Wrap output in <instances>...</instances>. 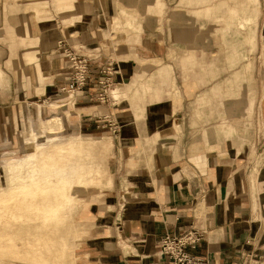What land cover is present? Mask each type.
Instances as JSON below:
<instances>
[{
	"label": "crops",
	"instance_id": "1",
	"mask_svg": "<svg viewBox=\"0 0 264 264\" xmlns=\"http://www.w3.org/2000/svg\"><path fill=\"white\" fill-rule=\"evenodd\" d=\"M66 1L73 6L41 16L42 28L33 0H0V74L10 76L12 89L23 91L33 105L30 117L59 114L74 134H94L89 131L105 127L106 120L116 122L117 133L110 127L106 133L119 159L111 170L110 146L103 149L105 162L96 163L93 176L98 186L113 179V189L105 205L97 204L85 219L90 229L82 241L80 233L74 264H149L167 232L182 233L193 223L207 233L189 251L209 257L210 264H244L263 256L264 156L253 155L264 133V81L254 86L255 41L264 53V0L259 23L254 25L252 8L241 14L250 19L244 27L227 13L223 30L210 24V0L198 2L205 19L186 32L183 11L192 5L194 12L195 2L184 0L176 8L169 0ZM223 5L228 12L245 10L244 4ZM133 9L135 14L128 12ZM119 15L122 23L114 24ZM128 23L131 33L114 30ZM213 31L222 34L228 54L212 48ZM182 32L195 34L192 42L203 49L183 52L176 46L184 42ZM64 38L87 54L102 48L94 64L117 69L108 102L96 98L92 82L74 97L60 90L68 67L59 48ZM199 59L204 63L197 64ZM40 96H57L58 105L45 108L36 101ZM12 251L0 247V264H26Z\"/></svg>",
	"mask_w": 264,
	"mask_h": 264
},
{
	"label": "rangeland",
	"instance_id": "2",
	"mask_svg": "<svg viewBox=\"0 0 264 264\" xmlns=\"http://www.w3.org/2000/svg\"><path fill=\"white\" fill-rule=\"evenodd\" d=\"M161 1L165 2V0H161ZM169 1H173V4L177 5L176 8L179 7L178 2H181V1L184 2V0H169ZM187 1L189 3L195 2L196 8H195V11L193 12L192 11L193 6L191 5V6H187V10L183 11V16H185V15L188 16V19L185 20V23H184V31L185 32L187 29L192 28V24L198 23V22L202 21V19H205L203 16V12L197 10L198 9L197 6L200 4V3L199 4H197V3L202 2L203 0H187ZM245 2H246V0H210V3L212 5L211 12H210V20H211L210 24H211V26L212 27L216 26L217 29H221V30L224 29L222 27H225V26H222V25L224 24V20L226 22V19L228 18L227 13L230 14L231 11L228 12V10H224L225 6L223 4H227V5L229 4L231 6L233 4H244ZM33 3H34L35 10L37 9L38 6L45 5L44 8H42L43 10H40V12H42L41 13L42 15H47V16L51 15V17H54L55 15H57L58 9H64V8L73 6V3L70 4L68 2L69 3L68 4V3H66V1L57 2V0H33ZM59 3L62 5V7ZM51 4H53V5H51ZM255 6H256V3L254 0H247V4L244 6V9H245L244 12L238 11V13L235 14L236 16L234 15L232 17L230 14L229 19L239 20L238 24H241V26L244 27L245 21H250V19L246 18L244 16H241V14L249 13V12H251L250 10L252 8H254V22H255L254 25H255V24L259 23V16L261 13V7H259V10H256ZM179 8H182V7H179ZM183 8H185V7H183ZM188 8L190 10H188ZM165 9H166V7H165ZM128 12H130L131 14H135L137 12V10H134V9L128 10ZM165 13L166 12H164V15H165ZM148 14L151 16L154 14V11L149 10ZM137 15H138V19H139V13ZM186 16L183 17V19L186 18ZM222 17H223V19L220 21V18H222ZM150 20L152 21L151 18H150ZM113 21L115 22L114 24L122 23L121 21H123V17L121 15H119L117 18L113 19ZM151 21L149 24L152 27L153 25L151 24ZM233 21H230V22H233ZM207 28H208V31L211 30L209 26ZM118 29L121 31L126 30L129 33H131L132 29H134V28H132L131 23H128L127 26H122L120 28H117V27L114 28V30L116 32L118 31ZM198 30L199 31L204 30V28H199ZM179 35H183V32ZM220 35H222V34L221 33H215L214 36L211 35V39L213 41L215 40L211 46L213 49H216V50L220 48L222 51L227 52V54H228V50L226 48H224V46H223L224 43H223V41H221ZM183 36H184V42H181L180 44H176V46H179L180 49L183 50V52H185V51L187 52L188 50H192V49L193 50H198L199 48H200L199 50L203 49L202 43L192 42V40L195 39V37H196L195 34L190 33L187 36H185V35H183ZM232 36H233L232 34H229L228 38H232ZM241 38H243V37L241 36ZM254 41H255V37H254ZM187 45H189L190 48ZM100 50L101 51H96V52H99L98 54L101 55L103 50H102V48H100ZM261 50L262 49L258 46L257 41H255V43H254V86H256V82L258 79H259L260 84H261V82L263 83V81H264V53L261 52ZM96 52H94V54ZM89 54H93V53H89ZM213 61H216L218 63L223 64L222 60H213ZM211 62H212V60H211ZM225 62H227V66H229L227 59L225 60ZM242 62L237 64L236 66L237 67L241 66ZM199 63L203 64L204 62L202 60H200L199 62H197V64H199ZM66 64L67 63H65V65L63 66V68L60 69V71L64 70V67L66 66ZM197 64L195 66H197ZM228 72H229V70H228ZM58 81H59V79H58ZM0 82H2L3 84L7 83L5 85L0 86V190L8 189V187L13 185V182L18 181L17 180V174L18 173L21 174L20 178H23L26 176V172L29 169L28 168V162H27L28 160H24V163L20 164L18 162V158L24 159V157L26 156V152L30 149L29 142L27 141L25 135L27 134V127L31 124L32 120L35 118L39 122H43L44 124L46 123L48 118H51L54 115H56V117L58 119H60L61 125H62L60 128H54V129L45 128L49 135H51V134L63 135L65 137L71 138V139L76 138V137H80L83 140H86V144H87L86 148L90 147V150H91V148H94V147L98 148V146L105 147V148H108L110 146L108 151L110 154L111 170H112V168H114L115 161H118V159H119L118 147L114 143L113 138L110 137V135L106 133L107 132L106 127L111 126V121H112L111 119L106 120L105 127L104 126L103 127L98 126L96 129L89 131V132H92L94 134H88L87 133L88 130L84 131V133H87V134H81V132L79 134H74L76 132V131H74L75 129H71L69 127H64L62 117L59 114L52 113L53 114L52 115L49 113V114H46V116H45L47 118H43V116H41V115H35L33 117L28 116L29 114L33 113L35 110H34L33 105H29L28 100L25 97V94L24 95L22 94L23 91H14L11 87L10 76H8L6 74H2V73L0 74ZM92 83H94V82H92ZM24 86L26 87L25 83H24ZM95 94H96V91H95ZM115 94H116V96H118V90H115ZM26 95H27V93H26ZM47 98H48V96H40V98L36 99V101L40 102L43 105V107L48 106L45 108H49V107L52 108V107H56L58 105V102H57L58 97L57 96H55V98H53L52 100L47 99ZM74 102H75V99L73 100V103ZM53 103H54V105H53ZM35 106H36V104H35ZM38 126L40 128L42 126V124L39 123ZM37 129H38V127H37ZM49 132H51V133H49ZM114 132L117 133L116 131H114ZM97 135L104 136V137H110L112 140V143H111V140L110 141H107V140L106 141H102V140L98 141V140L92 138V137L97 136ZM100 141H102V142H100ZM105 151H107V150L105 149ZM83 153H84V155H88V159L90 161V162L88 161V164H87L88 169H89V173H88L89 177L85 178L83 180L82 185L75 189V199L73 200V202L71 203V205L69 207V213H68V216L66 217V220L64 221V225H63L64 233L66 234V237H67L66 239L72 245L71 246L72 250L69 252V257L70 256L73 257V259L71 260V264H74V262H75V248L78 245L80 233L82 231L84 232L83 237L81 238V241L83 238L88 236V233H89L90 222L85 221V219H89L93 215L92 212H94V211H92V210L95 209L97 204H101V206L105 205L106 199H107L105 196H107L108 193H110L112 191L113 184H114L113 179L110 182L106 181L105 183H103L100 186H98L96 183H94L92 177L97 172V166H96L97 162L94 161V155L91 154V152L89 153L87 151V153L86 152H83ZM261 154H263V156H264V133H261V137L259 139V144H257V142L254 144L253 159L258 160L260 157H262V156H259ZM100 162H105V158L100 159ZM259 164L261 165L260 162H259ZM2 233H3V231H2ZM0 235L3 239H7V237L4 234L3 235L0 234ZM18 246L20 248H24V249L27 248V246L24 245L23 243L18 244ZM6 248L9 249L8 246H6ZM45 255H46V253L43 252L44 257H45ZM250 258L251 259H249V261L246 264H264V255L263 256H251ZM15 259H18L20 262L25 263L23 261V259H21V258H15ZM38 263L43 264V262H37L36 264H38ZM44 264H46V263H44Z\"/></svg>",
	"mask_w": 264,
	"mask_h": 264
},
{
	"label": "bare ground",
	"instance_id": "3",
	"mask_svg": "<svg viewBox=\"0 0 264 264\" xmlns=\"http://www.w3.org/2000/svg\"><path fill=\"white\" fill-rule=\"evenodd\" d=\"M63 1L66 0H57ZM254 1L256 10H259V0ZM246 4L247 0L243 7ZM44 6H39V9L43 10ZM41 13L39 11L38 20L43 28ZM237 13L235 8L231 9V17ZM22 30L20 27V31ZM23 31L25 32V29ZM39 123L42 124L40 128ZM112 123L110 128L116 130V122ZM61 126V121L56 115L48 118L45 124L36 118L32 120L25 135L30 149L24 159L18 158L20 164L28 160L29 169L26 176L20 178L21 174L18 173V181L13 182L8 189L0 190V234L7 237L3 239L0 235V247L8 246L13 250V258H21L26 264L43 262V252L46 253V264H71L73 257H69V252L72 245L66 239L63 225L69 207L75 199V189L89 177V159L83 152H91L94 161L98 163L101 157L105 158V147L98 146L90 150V147L86 148V140L80 137L71 139L63 135H49L45 129ZM102 173L103 177L107 178L106 168L102 169ZM20 243L27 248H20ZM4 255L3 253L1 257L4 258ZM248 261H244V264Z\"/></svg>",
	"mask_w": 264,
	"mask_h": 264
},
{
	"label": "built area",
	"instance_id": "4",
	"mask_svg": "<svg viewBox=\"0 0 264 264\" xmlns=\"http://www.w3.org/2000/svg\"><path fill=\"white\" fill-rule=\"evenodd\" d=\"M61 55L67 59L68 67L64 70V84L60 87L71 97L80 94L94 82L96 98L101 102L109 101V89L114 82L117 69L112 63L94 64L100 54H87L81 48L69 42L66 38L60 41ZM72 94V95H71ZM111 121V125H112ZM207 230L203 225L193 223L191 228L182 233L167 232L159 242V249L149 264H161L166 260L168 264H210L209 257L194 255L190 247L198 246L205 238ZM243 264V263H242Z\"/></svg>",
	"mask_w": 264,
	"mask_h": 264
}]
</instances>
